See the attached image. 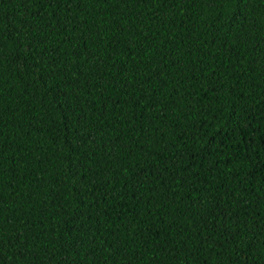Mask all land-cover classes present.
Segmentation results:
<instances>
[{"label": "trees", "instance_id": "16d2710c", "mask_svg": "<svg viewBox=\"0 0 264 264\" xmlns=\"http://www.w3.org/2000/svg\"><path fill=\"white\" fill-rule=\"evenodd\" d=\"M0 264H264V0H0Z\"/></svg>", "mask_w": 264, "mask_h": 264}]
</instances>
